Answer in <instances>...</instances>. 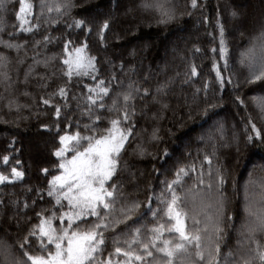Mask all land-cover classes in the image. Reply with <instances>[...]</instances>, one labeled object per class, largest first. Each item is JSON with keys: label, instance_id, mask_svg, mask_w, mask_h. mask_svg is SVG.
<instances>
[{"label": "trees", "instance_id": "trees-1", "mask_svg": "<svg viewBox=\"0 0 264 264\" xmlns=\"http://www.w3.org/2000/svg\"><path fill=\"white\" fill-rule=\"evenodd\" d=\"M57 2L60 0H49L53 5ZM199 2L203 7L193 10L189 7V0H173L177 8V19L167 24H159V17L154 12L145 13L138 8L140 0H76L78 7L70 14L59 15L55 11L45 13L48 23H44L42 18L39 31H17V43L28 41L19 53L0 47V51H5L11 60L6 69H0V73L7 71L12 78L11 81H3L0 76V171L7 174L10 167L14 166L25 173L21 181L0 185V199L5 201L4 205H0V245H16L28 227L24 217H33L32 222L35 223V212L53 207V202L46 192L38 193L37 190L46 189L50 175L58 174L52 166L57 163L53 152L60 147L59 135H63L64 131H76L77 121L81 125V132L84 131L83 125L90 123L86 116L81 115L85 106L82 94L87 91L84 85L94 83L87 77L82 78L81 84H77L75 78L73 82L68 83L69 108L63 107V98L57 96L53 99V104H60L62 108L59 131L55 127L57 118L53 106L43 104V99L48 98L58 85L65 84L67 78L59 71V59L47 69L42 63L35 65L33 61H44L51 58L53 53L60 54L63 40L67 37L77 44L87 39L90 54L97 57L101 77L107 79L113 73L116 75L113 90L126 91L130 83L133 87L150 90V95L144 99H140L142 91L135 94V131L139 136L135 138L125 157L132 171L136 173L134 179L129 178L127 173L124 174V190L128 198L146 201L151 195V207L155 209L159 206L156 196L164 189L162 181H170L176 168L195 164L199 170L203 163L207 170L208 164L203 158L208 154L212 157L214 170L218 166L219 157V163L227 169V195L233 218L232 223L226 226L227 243L221 245L222 254L231 250L234 257L239 258L236 255L237 240L240 239L239 230L246 219L243 211L244 186L250 174L256 181L264 178V147L245 146L244 143L247 114L251 113L254 121L258 125L261 124L254 106L260 101L254 100L253 97H264V88L244 83L248 70L239 61L241 52L249 46L252 37L258 34L264 4L261 0ZM233 9L241 13L240 19L231 16ZM18 12L19 0H10L7 12L0 9V19L6 20L8 25L6 31H16L19 28L20 20L16 16ZM181 12H191V15L180 16ZM109 15L113 17L111 30L105 33V41L101 43L96 36V29ZM74 18L86 20L93 29L92 33L86 34L81 29L69 28L68 25L73 24ZM217 18L224 25L228 48L230 67L224 75L232 77L233 83L239 85L236 88L226 85L223 90H219L212 68L214 55L216 61L223 65L218 52L213 54L210 51L219 47ZM26 19L35 22L33 16ZM52 20L58 22L52 23ZM238 23L241 36L237 34ZM12 25L16 28L11 27ZM4 35L5 39L9 38L6 33ZM44 35L60 39H53L52 43L47 45L42 43L34 46V41L42 40ZM17 59L24 62L17 64ZM121 64L123 68L120 67ZM193 64L197 68V76L190 75V66ZM30 66L40 75H34L29 78L28 83H24V73ZM53 71L56 72L55 77L47 81L40 79V76H50ZM205 81L210 83L208 101L216 103L222 98L220 105L210 110L207 115L201 111L206 106L203 91L196 94V89L204 88ZM45 82L48 86L42 87ZM162 84L168 85L165 89L167 95L156 94V88ZM25 92L29 95H24ZM152 95H156L161 103H154ZM73 96L80 98V107H77V100L72 99ZM236 96H240L244 104L236 101ZM9 101L12 102L11 109L7 106ZM105 101L110 103L108 98H105ZM162 104H167L168 107L163 108ZM99 111L103 113V110ZM65 117L70 118V127ZM43 125H48L49 128H44ZM101 127H107V122H103ZM154 128L159 129L161 141L151 140ZM234 136L240 140L239 153L234 144L232 147L222 146L225 143L231 144ZM137 142L143 144L152 155L140 157L133 154L132 147ZM165 147L169 155L161 158L158 153ZM4 155L10 157L8 165L2 162ZM16 160L20 161L19 165L15 164ZM45 167L50 170L48 176L41 172V168ZM196 175L198 172L191 173L193 178ZM249 191L256 194L259 189L256 184H252L249 185ZM13 200L18 201V206L10 203ZM24 202L29 204L28 208L23 207ZM148 207L147 203H143L132 220H136L142 213L144 221L151 226L153 218ZM189 210L191 214L190 207ZM128 223L131 224L132 221ZM121 228L123 225H120L117 231ZM257 239L264 243V237ZM16 251L19 252V249Z\"/></svg>", "mask_w": 264, "mask_h": 264}, {"label": "snow or ice", "instance_id": "snow-or-ice-1", "mask_svg": "<svg viewBox=\"0 0 264 264\" xmlns=\"http://www.w3.org/2000/svg\"><path fill=\"white\" fill-rule=\"evenodd\" d=\"M9 3L10 0H0V9L7 12ZM261 3L264 4V0H261ZM77 7L76 0H60L54 5L49 3V0H19V12L16 13L20 20L19 28L16 31H6V20L0 19V47L19 53L28 41L17 43V31H39L42 18L44 23H48L45 13L55 11L59 15H66ZM189 7L195 10L202 8L203 4L199 0H189ZM138 8L145 13L154 12L159 17V24H167L177 19V8L173 0H140ZM185 14L191 15V12L179 13L180 16ZM28 16H33L35 22L26 19ZM231 16L240 19L241 13L233 9ZM112 20L111 15L107 16L96 29V36L101 43L105 41V33L111 30ZM57 22L52 20V23ZM216 26L219 29V47L210 51L213 54L218 52L223 60V65H220L214 55L212 63L219 90H223L226 85L239 87L233 83L231 76L224 75L230 66L225 29L219 18ZM11 27L16 28L15 25ZM68 27L81 29L86 34L93 31L84 19L74 18L73 24ZM5 33L9 38L5 39ZM53 39L60 38L44 35L42 40L34 41V46L42 43L47 45L52 43ZM57 59L61 63L59 71L67 80L65 84L58 85L48 98L43 99V104L53 106L57 118L55 127L59 131L62 108L60 104H53V99L57 96L63 98V107L69 108L68 83L73 82L75 78V82L81 84L82 78L87 77L94 83L84 85L87 91L82 94L85 106L81 115L86 116L90 123L84 124V131L81 132V125L77 121L76 131H64L63 135H59L60 147L53 152L57 163L52 166L58 174L50 175L46 189L37 190L38 193L46 192L53 202V207L35 212V223L32 222L33 217H24L28 227L18 243L0 245V264H264V243L257 239L264 237V178L256 181L250 174L244 186L243 211L246 219L239 230L240 239L237 240L236 255L239 258H235L231 250L222 254L221 245L227 243L226 226L232 223L233 218L227 195V169L219 163V157L218 166L214 170L212 157L208 154L203 158L207 161V170L203 163L199 170L195 164L176 168L170 181H162L164 189L156 196L159 206L155 209L151 207V195L146 201L129 199L124 190V174L127 173V176L133 179L136 176L125 158L129 147L139 136L135 131V94L142 91L140 99H144L150 95V90L133 87L131 83L126 91L113 90L116 75L113 73L107 79L101 77L97 57L90 54L87 39L77 44L73 39L66 37L60 54L53 53L51 58L44 61L34 60L33 63H42L47 69ZM16 62L22 64L24 61L17 59ZM10 63L9 55L0 51V69H6ZM239 63L248 70L244 83L264 88V14L259 21L258 34L252 37L249 46L241 52ZM120 67L123 68V64ZM34 75L40 74L30 66L24 73L23 82L28 83L29 78ZM190 75H198L194 64L190 66ZM0 76L3 81L12 79L7 71L0 73ZM55 76L56 72L53 71L50 76H40V79L47 81ZM41 86L47 87L48 84L45 82ZM167 87V84L159 85L156 94L167 95ZM209 87L210 83L205 81L203 89H196V94L201 91L204 93L206 106L201 110L204 115L222 102V98L216 103L208 101ZM24 95L29 93L25 92ZM105 98H108L110 103H106ZM72 99L77 100V107H80V98L73 96ZM253 99L260 101L254 106L261 124L258 125L254 121L251 113L247 114L244 143L245 146L264 147V97ZM235 100L244 104L240 96H236ZM152 101L161 103L156 95H152ZM7 106L11 109L12 102L9 101ZM162 107L167 108L168 105L162 104ZM99 110H103V113ZM65 119L69 121L70 127V118ZM105 121L107 127H101ZM43 127L49 128L48 125ZM158 133L159 129L154 128L151 140L161 141L162 137ZM233 144L239 153L240 140L237 136L232 138L231 144L225 143L222 146L232 147ZM132 153L140 157L152 155L138 142L132 147ZM158 155L161 158L168 156V149H160ZM9 160L8 155L2 157L5 165L9 164ZM15 164L19 165L20 161L16 160ZM41 172L45 176L50 174L47 167L41 168ZM194 172H198V175L193 178L191 173ZM24 176L25 173L18 167H10L7 174L0 171V185L21 181ZM252 184L257 185L258 193H250L249 185ZM10 203L18 206V201L13 200ZM32 203L34 205L35 201ZM143 203L149 205L148 211L153 218L151 226L144 221L142 213L136 220H132ZM4 204L5 201L0 199V205ZM23 207L28 208L29 204L24 202ZM129 221L132 223L129 224ZM120 225H123V228L118 232ZM17 248L19 252L16 251Z\"/></svg>", "mask_w": 264, "mask_h": 264}, {"label": "rangeland", "instance_id": "rangeland-1", "mask_svg": "<svg viewBox=\"0 0 264 264\" xmlns=\"http://www.w3.org/2000/svg\"><path fill=\"white\" fill-rule=\"evenodd\" d=\"M243 16H244V13H243ZM239 27H240V24L238 23V25H237V29H238L237 34H238V36H241V33L239 32V31H240V30H239Z\"/></svg>", "mask_w": 264, "mask_h": 264}]
</instances>
